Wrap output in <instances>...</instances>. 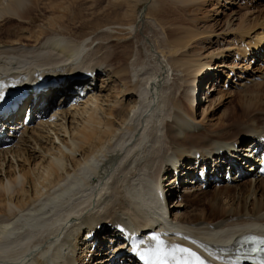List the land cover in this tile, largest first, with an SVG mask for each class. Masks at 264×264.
<instances>
[{"label": "bare ground", "instance_id": "6f19581e", "mask_svg": "<svg viewBox=\"0 0 264 264\" xmlns=\"http://www.w3.org/2000/svg\"><path fill=\"white\" fill-rule=\"evenodd\" d=\"M76 1L58 9L46 6L61 12L48 18L50 29L24 28L0 37V100L19 101L23 88L37 89L49 81L64 83L68 96L66 85L82 84L76 79L84 73L94 77L92 83L100 75L101 82L78 107L24 128L16 145L0 151V264H48L43 258L54 240L63 242L56 264H141L138 253L155 243L153 236L209 259L230 253L225 244L231 238L264 230V179L250 176L240 188L224 181L231 171L233 182L239 173L251 172L253 153L239 150L248 152L251 144L264 142V65L253 67L264 57V0H159L163 7L172 2L184 20L176 18L183 22L179 28L166 21L168 29L170 24L182 28L173 34L160 25L165 31L151 69L141 61L136 34L161 16L148 18L147 5L135 21L122 24L127 28L113 30L120 36L117 42L133 44L132 52H119V44L115 53L105 27L95 25L97 32L80 39L58 32ZM30 2L0 0L1 23L7 18L34 23ZM241 94L247 101L241 110L213 118L220 105ZM52 97L45 98V109L32 107L33 117L48 109ZM23 110L19 121L28 113ZM178 164L185 168L179 178L175 169L167 189L165 180ZM200 166L208 170L209 185L222 179L225 186L214 189L195 214L182 213L187 199L176 196L181 185L188 197L208 193L187 187ZM146 185L166 192L168 199L166 205L165 198L148 201L146 219L140 220L128 192L144 191ZM162 221L171 228L169 234L160 233L165 226L156 227ZM124 226L131 232L125 233ZM224 234L225 239L214 238Z\"/></svg>", "mask_w": 264, "mask_h": 264}, {"label": "rangeland", "instance_id": "374dc122", "mask_svg": "<svg viewBox=\"0 0 264 264\" xmlns=\"http://www.w3.org/2000/svg\"><path fill=\"white\" fill-rule=\"evenodd\" d=\"M35 1L36 2L38 1L39 3H36ZM60 1H64V2L68 1V2H70L71 0H32V2H30V4H29L28 10L30 11V13L33 12L31 14V18H33L34 23H32L30 25L29 22H27L28 20L27 21H23V20H18L16 18H7V20L6 19L3 20L2 23L0 21V37H4L5 36L4 33H7L6 31H15V30L16 31H25L27 29H28L27 31H30L32 27H33L32 31H36V29H38L40 31L41 28L42 29H50L48 27V22H47L48 18L50 19V17L51 18L55 17V16L57 17V15L58 16L61 15L60 14L61 12L60 11H56V10L55 11L50 10L47 7L49 6V4L50 5H54L55 6L54 9H58V7L59 6L62 7V5L68 6V2H65V3L63 2L64 4L63 3L60 4L61 3ZM74 1H76V0H74ZM126 1L127 2L125 3V0H77L76 2L71 3V5H70L71 8H72L70 11H72V13L71 12H67V13L64 12L65 14H67V17H66V19H64V22L62 23V27L58 29V32H60L61 34L65 35V36H70V37H73V38H79L80 39V38H84V37H86L88 35L91 36V34H93V32H97L96 29L93 28V27L95 25H99L101 27L107 28V30L110 31L109 33H111V37L109 39V42L111 44V49L114 47L113 48V50H114L115 47H116V49L119 50V48H120L119 44H122L121 45L122 50L120 49L119 52H121V51L125 52V50H126V53L127 52L130 53V52H132V48H133L132 41H131V45H130V42L128 43L129 45L127 43L117 42L116 40L120 36L118 34H116V33H113L112 31L113 30L127 28L125 26L123 27L122 24L123 23H131V20H132V22H133V20L135 21L139 17V15H141L140 13L142 12V10H144V8L148 5L146 7V13L148 14L147 15L148 18L150 17L151 19H153L154 17H157V16H158V18H160V16H161L162 19L165 18L164 19L165 21L162 20L161 18L157 21L156 18H154L153 20H155L156 23L153 21L152 22V23H154V25L152 24L153 26H151V23L149 21L148 24L145 25V27H147V28L143 27L144 25L141 26L140 28H138L139 32L136 34L138 36V41H139V43L137 45L139 46V49L141 50L140 51V53H141V61H142L143 65H144V67H146V68L149 67V69H151L155 65V62H156L155 58L158 56V53H159V52H157V53H155V52L158 51L157 47L159 48L160 45H161L160 42H161V38L163 36L162 35L163 33H161L162 32L161 30L165 31L163 26L165 25L164 27L166 28L165 33H168V32L170 33L171 32L170 34H173V32H175L177 30V29L175 30L173 28H176V26H178V25L181 26V24L183 23V22H180V24H179V20L178 21H176V20L180 17V19L183 21L184 20V18H183L184 16H182V17L178 16V15H183L182 12L179 9H178L179 12H177V10L175 9L176 7L174 8L175 5H173V4H172V7H170L171 6L170 4L172 3L170 1H169L170 3L168 1H166L165 7H163L162 2L159 1V0H157V1L161 3V4L158 3L160 5L155 4V3H157V1L154 2L153 0H152L153 2L150 1V0H126ZM150 2H151V4L153 3V4L157 5V6H155L153 4L151 5ZM164 2L165 1H163V3ZM167 2L169 3V5L167 4ZM31 3H33L34 8H33V5ZM160 6L163 9L166 8L165 9L166 11H167V8H169L170 11L173 12V13H171L169 10H168L169 12L168 11L166 12L165 10L163 12L162 11L163 9L160 12V10H159V9H161ZM157 8H158V10H157ZM158 12H160V14H158ZM162 13H164L163 16L161 15ZM174 13L176 15H174ZM72 14L73 15L78 14V15H76L77 16L76 20L74 19L75 17ZM156 14H157V16H156ZM125 15L128 16V17L126 18ZM173 15H174V17H173ZM78 16L79 17L81 16L84 19L82 18V21H81V18H79ZM71 17H73V18H71ZM9 19H10V21H9ZM53 19H55V18H53ZM45 20H46V22H45ZM166 21L168 23H171V24H173V22L175 21L177 23V25H176L175 22L174 23H175L176 26L175 25L171 26V24H170L169 27H173V28H169L170 29V31H169V29L167 27L168 25L166 24ZM157 22H158V26L160 28L156 27ZM159 22H161V23L159 24ZM164 22H165V24H163ZM185 23H187V24H185ZM185 23H184L185 25H188V22H185ZM27 24H29V26ZM160 25H163V26L161 27ZM189 25H191V24H189ZM24 28H25V30H24ZM178 28H179V26H178ZM181 29L182 28H180V30H177V31H181ZM134 35L135 34H133V36ZM167 35L170 36L169 34H167ZM114 45H117V46H114ZM125 45H127L128 47L124 48ZM130 46H132V47H130ZM116 49L113 52L119 53L118 50H116ZM153 55H155V56H153ZM263 63H264V57L261 58V60L253 61L254 69L260 67ZM99 76L96 78V83L100 87L101 82H98ZM221 78H222V76H221ZM260 80L259 81L256 80L255 84L256 83H260ZM253 84L254 83L250 82L249 83L250 87L253 86ZM209 86H212V83H209V85L205 84V90L202 92L203 94L206 93V90L208 89ZM217 87H218V85H217ZM240 91H242V90H240ZM202 93L201 94L199 93V100H200V96L203 99L205 97V95H202ZM8 98L11 99L12 97L8 96ZM243 98H244V94L235 95V96L230 97L225 103H223L222 105H220L218 107V109L215 111V114L213 115V118H215V119L219 118L221 115L225 114L226 113L225 111H227V110H228L227 113H231V111H234V110H237V109L241 110V107L246 105V102H247L246 100H243ZM248 142L250 144L252 141L248 140L247 142L244 143V145H246V143L248 144ZM239 152H241V155L242 154L247 155V154H245V152L242 153L243 150H241V149L239 150ZM223 173H226V171H224ZM174 175H175V169L173 168V171L171 170V173H169V175L167 176V179L165 180V183H164L165 187L167 189L170 188V186H168V185H170V183L173 181V176ZM249 179L250 178H247L246 180H244L242 182H236L234 180V182L231 181L229 183L234 185L235 187L237 185H239L238 188H240L242 186V184L244 182H246V181H249ZM224 181L227 183L226 179H224ZM192 184H193V182H192ZM221 186H225V185H221ZM181 188H183V187H181ZM214 189L215 190L219 189V186L217 187V185H215L212 182L210 184V187L207 190H205V191H208V193L206 192V195L205 194L203 195L201 193L200 194L199 193H195L194 194L195 196L192 195L191 197H188L187 196L188 194L186 195V193L181 194L182 192H181V190L179 191V188H178L177 189L178 191H176V196H178L179 193H180L179 196H186V199L188 201V202L186 201V203H187L186 208H183L184 210L182 209L181 212L182 213H186V214H190V215L195 214L197 212V210L200 209L199 208L200 205L206 204L208 202V200L212 198V194L215 192ZM179 199H180V197H177L175 199V203ZM189 203H191L192 205L189 204ZM118 243H120V241ZM117 244L116 243L112 244V246L114 248H116L118 246ZM121 260H122V257H121ZM122 261L126 262L125 260H122ZM121 262H120V264H121ZM126 263H129V262H126Z\"/></svg>", "mask_w": 264, "mask_h": 264}, {"label": "snow or ice", "instance_id": "6c2138e0", "mask_svg": "<svg viewBox=\"0 0 264 264\" xmlns=\"http://www.w3.org/2000/svg\"><path fill=\"white\" fill-rule=\"evenodd\" d=\"M152 241L155 243L151 247L138 253L145 264H206V261L190 248L166 245L158 236H153ZM252 242L260 245L256 249L257 253H264V237H253ZM177 253L181 255L177 256ZM258 264H264V255Z\"/></svg>", "mask_w": 264, "mask_h": 264}]
</instances>
